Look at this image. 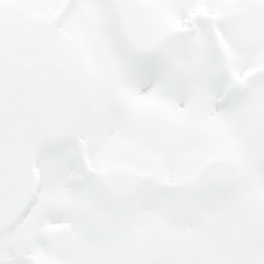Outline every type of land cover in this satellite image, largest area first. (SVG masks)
<instances>
[{"label":"snow or ice","instance_id":"1","mask_svg":"<svg viewBox=\"0 0 264 264\" xmlns=\"http://www.w3.org/2000/svg\"><path fill=\"white\" fill-rule=\"evenodd\" d=\"M0 264H264V0H0Z\"/></svg>","mask_w":264,"mask_h":264}]
</instances>
